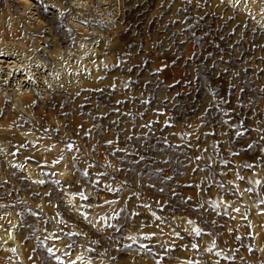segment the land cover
<instances>
[{"label":"rangeland","instance_id":"1","mask_svg":"<svg viewBox=\"0 0 264 264\" xmlns=\"http://www.w3.org/2000/svg\"><path fill=\"white\" fill-rule=\"evenodd\" d=\"M0 264H264V0H0Z\"/></svg>","mask_w":264,"mask_h":264},{"label":"snow or ice","instance_id":"2","mask_svg":"<svg viewBox=\"0 0 264 264\" xmlns=\"http://www.w3.org/2000/svg\"><path fill=\"white\" fill-rule=\"evenodd\" d=\"M69 147H71V145H69ZM57 259H59V257H57Z\"/></svg>","mask_w":264,"mask_h":264}]
</instances>
